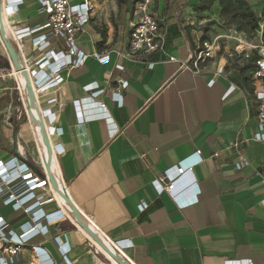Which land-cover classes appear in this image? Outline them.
<instances>
[{
  "label": "crops",
  "instance_id": "0c3cea01",
  "mask_svg": "<svg viewBox=\"0 0 264 264\" xmlns=\"http://www.w3.org/2000/svg\"><path fill=\"white\" fill-rule=\"evenodd\" d=\"M3 1L0 24L8 38L17 27L45 20L36 12L37 0H22L18 10L6 14ZM199 1L153 0L150 12L160 19L165 49L148 58L125 55L133 7L125 14L123 30L103 34L90 22L78 42L88 54L85 63L62 72L58 87L39 96V111L47 107L48 97L56 96L62 104L57 112L62 134L48 141L49 167L72 212L67 211L68 220L52 225L51 234L35 240L55 264H65L59 243L70 246L67 257L73 264H106L110 258L103 245L123 239L129 242L122 250L124 263L264 264V141L249 139L256 126L254 111L245 103L249 92L240 62L236 69L229 64L232 48L242 51L238 44L244 32L221 23L225 19L217 0L203 11L194 9ZM246 2L255 15H262L264 0ZM256 37L253 46L260 44L261 31ZM203 41L211 43V57L200 63L198 72L185 68ZM28 43L27 61L33 58ZM55 46L63 49L60 43ZM106 49L111 51L108 62L92 56ZM249 53L252 47L245 57ZM7 66L8 54L0 42V159L17 156L40 174L39 158L47 155V143L27 120ZM252 68L253 63L245 70L249 78ZM120 78L128 85L114 99ZM91 83L104 92L81 102V115L99 112L96 101L101 102L108 123L77 121L73 102L89 95L85 86ZM112 127L117 132L110 134ZM235 142L248 162L241 169L234 165L236 148L221 149ZM56 143L60 150L53 153L51 144ZM196 150L200 160L176 177L175 193L180 202L197 200L181 208L168 192L157 193L151 182ZM55 187L47 189L49 194ZM140 202L148 203L141 212ZM45 209L51 212L56 205ZM2 214L14 227L25 219L7 207Z\"/></svg>",
  "mask_w": 264,
  "mask_h": 264
},
{
  "label": "built area",
  "instance_id": "2783aa9c",
  "mask_svg": "<svg viewBox=\"0 0 264 264\" xmlns=\"http://www.w3.org/2000/svg\"><path fill=\"white\" fill-rule=\"evenodd\" d=\"M21 3L22 0H17L16 4L13 3V0H4L2 10L5 13L14 12L18 10ZM152 3L153 0H137L132 8L130 26L127 31L126 56L148 58V55L154 52L164 53L165 43L161 23L160 19L150 12ZM37 4L36 12L45 18L44 21L15 28L11 38H8L4 31V37L11 43L17 54V64L8 55L6 75L13 78L14 87L27 120L41 138V142L43 140L46 143L43 135L50 141L52 136L62 134L61 127L57 126V112L62 104L56 96L48 97L47 107L39 111L37 109L39 96L45 92L48 94L50 90L58 87L63 81L62 72L85 63L88 54L80 50L78 42L83 34H87L85 27L91 22L94 4L93 0H37ZM0 42L5 49L1 36ZM26 42H29L30 50L33 53V58L28 61L24 57ZM57 43L62 44L63 49H57L55 46ZM252 47L258 57L252 62L250 80L253 89L248 94V101L246 100L245 103L254 111L256 126L249 139L264 141V43L261 41L259 45ZM211 48V43L203 41L202 46L189 63L183 64V66L191 70L194 69L196 72L203 69L200 63H204L211 57ZM110 52L106 49L94 52L92 56L98 62L106 63L109 61ZM170 59L173 58L170 57ZM147 64L151 67L154 63L148 62ZM218 72H222V69H219ZM27 78L31 91L26 84ZM214 81V79L210 80L209 85H212ZM92 85L91 83L85 86L89 93L88 96L73 102L77 109V121L85 122L96 118L103 119L108 123L109 118L106 117L105 105L101 102L96 101L99 112L81 115V102L91 100L95 95L104 92V89H99L97 84L95 87ZM127 85L128 82L125 79H118L112 92V98L121 97V90L125 89ZM228 93L230 90L226 94ZM110 131V134L116 133L117 128L112 127ZM238 145L239 142L232 145L224 144L221 149L236 148L237 159L234 161V165L236 169H241L248 162L241 155ZM51 148L53 153L60 150L57 143L51 144ZM47 154L43 158H39L40 174L17 156H12L7 160L0 159V264H55L46 249L35 240L38 237H47L51 234L52 225L68 220L67 211L70 213L72 211L71 207L65 203L66 193L61 188L54 186L56 192L52 195L47 191L52 186L49 178L51 170L50 167L47 168L49 152ZM198 154L199 150H196L188 158L164 170L159 178H154L151 183L156 192L159 194L163 191L168 192L181 208L196 201L197 199L180 202L175 193V182L176 177L188 169V165L200 160ZM192 156L196 158L187 164ZM58 198L62 202H59ZM52 202L56 205V209L48 212L45 206ZM147 205V202H140L137 206L138 210L143 211ZM4 207L9 208L12 213L23 214L25 219L14 227L10 219L2 214ZM128 245L127 240H118L113 245H103L105 250L102 252L108 259V256L113 258L110 254L112 252L123 261L122 257L125 256L122 250ZM58 248L65 264H73L67 257L70 246L63 242L59 243ZM225 262L227 264H251L250 260L243 263L236 262V260Z\"/></svg>",
  "mask_w": 264,
  "mask_h": 264
},
{
  "label": "trees",
  "instance_id": "16d2710c",
  "mask_svg": "<svg viewBox=\"0 0 264 264\" xmlns=\"http://www.w3.org/2000/svg\"><path fill=\"white\" fill-rule=\"evenodd\" d=\"M216 0H200L194 9L197 11L208 10L212 3ZM220 6V16L225 19L227 24L233 25L238 32H254L261 31V41L264 43V11L261 16L253 13L246 0H217ZM118 13L121 21H124L125 14L131 8L123 0H117ZM258 57L257 52L249 56L251 62ZM242 76L243 87L252 92V85L249 76L245 73L246 66H239Z\"/></svg>",
  "mask_w": 264,
  "mask_h": 264
},
{
  "label": "rangeland",
  "instance_id": "374dc122",
  "mask_svg": "<svg viewBox=\"0 0 264 264\" xmlns=\"http://www.w3.org/2000/svg\"><path fill=\"white\" fill-rule=\"evenodd\" d=\"M129 8L133 7L137 0H123ZM94 4V10L92 12L91 17V24L93 26H96L103 34H106L108 31L114 32V30L118 29H124L125 24L124 21H121L119 18L118 13V6H117V0H93ZM223 25H230L227 24L225 20L221 22ZM124 26V27H123ZM259 31L254 32H244V37L241 43L237 40V43L239 46L238 50L240 53H237L235 46L232 48V54L229 57V64L230 67L237 68L238 64L240 62V66H246L249 67L251 65V59L249 57H245V53L249 52V48L253 45L251 44V41L255 44L258 43V35ZM245 39L248 42H245ZM236 44V45H237ZM253 48V47H252ZM254 48L252 49V53L254 52ZM252 53H249V56H251ZM106 264H110L111 261H107L105 259L104 261ZM117 262V261H116Z\"/></svg>",
  "mask_w": 264,
  "mask_h": 264
},
{
  "label": "water",
  "instance_id": "95a60500",
  "mask_svg": "<svg viewBox=\"0 0 264 264\" xmlns=\"http://www.w3.org/2000/svg\"><path fill=\"white\" fill-rule=\"evenodd\" d=\"M0 36H1L2 40H3V44H4V46H5V49H6L7 53H8V55H9V57L11 58V60H12L15 64H17V54H16L15 50L13 49L11 43H10V42L4 37V28H3L2 22H1V24H0ZM26 84H27L28 89L30 90V83H29L28 78H27V80H26ZM30 91H31V90H30ZM42 135H43V134H42ZM43 139H44V141L47 143V149H48V152H49L50 145H49L48 139L45 137V135H43ZM49 166H50V162H49L48 167H47L48 169H49ZM49 175H50V173H49ZM49 178H50V181H51L52 185L55 186L54 180H53V178H52L51 175L49 176ZM110 254L112 255V257H113L118 263H121V264L124 263V262L121 261L116 255H114L112 252H110ZM126 264H131V263L126 261Z\"/></svg>",
  "mask_w": 264,
  "mask_h": 264
},
{
  "label": "bare ground",
  "instance_id": "6f19581e",
  "mask_svg": "<svg viewBox=\"0 0 264 264\" xmlns=\"http://www.w3.org/2000/svg\"><path fill=\"white\" fill-rule=\"evenodd\" d=\"M5 14H6V13H5ZM5 14H4V16H6ZM6 17H7V16H6ZM6 19H7V18H6ZM6 19H5V21H8V19H7V20H6ZM44 150H45V149H44ZM44 152H45V151H44ZM46 152H47V151H46ZM47 155H48V154H47ZM50 170H51V169H50ZM104 242L107 243L106 241H104ZM108 257H109V256H108ZM109 258H110V260H111V263H110V264H119V263L116 262L113 258H111V257H109ZM123 264H126V263H123Z\"/></svg>",
  "mask_w": 264,
  "mask_h": 264
}]
</instances>
